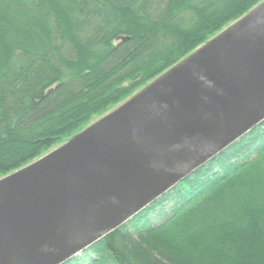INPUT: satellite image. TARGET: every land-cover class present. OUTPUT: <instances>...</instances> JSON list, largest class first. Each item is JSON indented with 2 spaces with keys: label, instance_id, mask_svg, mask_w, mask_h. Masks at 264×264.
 I'll return each instance as SVG.
<instances>
[{
  "label": "trees",
  "instance_id": "trees-1",
  "mask_svg": "<svg viewBox=\"0 0 264 264\" xmlns=\"http://www.w3.org/2000/svg\"><path fill=\"white\" fill-rule=\"evenodd\" d=\"M263 2L0 0V178L115 111ZM65 264H264V121Z\"/></svg>",
  "mask_w": 264,
  "mask_h": 264
},
{
  "label": "water",
  "instance_id": "water-1",
  "mask_svg": "<svg viewBox=\"0 0 264 264\" xmlns=\"http://www.w3.org/2000/svg\"><path fill=\"white\" fill-rule=\"evenodd\" d=\"M263 121L264 2L115 111L0 179V264L80 256Z\"/></svg>",
  "mask_w": 264,
  "mask_h": 264
},
{
  "label": "rangeland",
  "instance_id": "rangeland-1",
  "mask_svg": "<svg viewBox=\"0 0 264 264\" xmlns=\"http://www.w3.org/2000/svg\"><path fill=\"white\" fill-rule=\"evenodd\" d=\"M97 122V121H96ZM96 122H94V124L96 123ZM93 125V124H92ZM90 127V126H89ZM77 136V135H76ZM55 150V149H54ZM4 178V177H3ZM0 179H2V178H0ZM159 223V221H157V222H155V224H158ZM80 256H81V254H80ZM79 257V256H78Z\"/></svg>",
  "mask_w": 264,
  "mask_h": 264
},
{
  "label": "bare ground",
  "instance_id": "bare-ground-1",
  "mask_svg": "<svg viewBox=\"0 0 264 264\" xmlns=\"http://www.w3.org/2000/svg\"><path fill=\"white\" fill-rule=\"evenodd\" d=\"M184 66H182V67H180L179 69H177L178 71L180 70V69H182ZM177 70H175L174 72H176Z\"/></svg>",
  "mask_w": 264,
  "mask_h": 264
}]
</instances>
